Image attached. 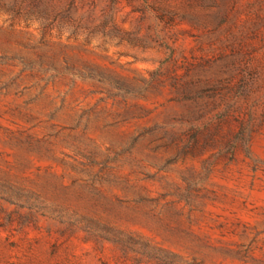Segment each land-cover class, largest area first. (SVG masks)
Returning a JSON list of instances; mask_svg holds the SVG:
<instances>
[{"label":"rangeland","instance_id":"1","mask_svg":"<svg viewBox=\"0 0 264 264\" xmlns=\"http://www.w3.org/2000/svg\"><path fill=\"white\" fill-rule=\"evenodd\" d=\"M0 264H264V0H0Z\"/></svg>","mask_w":264,"mask_h":264}]
</instances>
